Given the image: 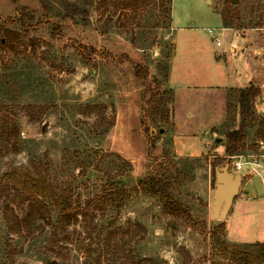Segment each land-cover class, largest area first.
I'll use <instances>...</instances> for the list:
<instances>
[{"label":"rangeland","instance_id":"rangeland-1","mask_svg":"<svg viewBox=\"0 0 264 264\" xmlns=\"http://www.w3.org/2000/svg\"><path fill=\"white\" fill-rule=\"evenodd\" d=\"M162 2L0 0V178L13 169L33 172L39 159L56 187L84 202L107 189H130L150 175H166L192 223L165 214L157 199L138 194L122 211L79 218L65 236L53 239L44 222L22 227L26 206L2 199L0 264H232L214 250L211 232L218 225L225 227L222 236L232 248L256 251L264 243V218L258 215L264 196L250 198L246 180L225 220L212 213L216 168L231 160L227 133L239 125L233 89L246 86L252 65L260 89L258 116L239 154H264V0H173V26L192 29L205 50L217 54L220 63L227 60L240 75L232 76L236 88L226 95L229 121L209 127L202 137L210 140L205 154L176 159L166 135L165 159L152 167L154 172L135 176L132 163L104 148L113 113L107 91H99L107 82L97 75L96 37L104 36L108 46L121 36L154 67L158 90L150 113L171 98L166 77L173 30L172 21L166 25ZM24 11L34 20L20 22ZM102 51L100 57L107 55ZM199 106L205 121L215 123L220 110ZM160 118L157 126L169 132L170 117ZM161 136L158 128L155 138Z\"/></svg>","mask_w":264,"mask_h":264},{"label":"crops","instance_id":"crops-1","mask_svg":"<svg viewBox=\"0 0 264 264\" xmlns=\"http://www.w3.org/2000/svg\"><path fill=\"white\" fill-rule=\"evenodd\" d=\"M172 30L174 48L166 78V86L172 94L169 132L163 126L158 127L159 123H155L148 114L150 99L158 90L154 82V67L145 63L136 54L140 50L121 36L116 35L119 39L112 38L108 46L104 44V36L96 37L98 48L94 61L98 65L97 75L107 82V86L99 91H107L114 116L113 126L103 145L108 151L132 163L135 176L149 170L154 172L152 167L165 159L162 151L166 135L170 136L171 150L176 159H196L205 154L210 140L202 137H205L209 127L212 130L226 120V95L231 88H236L231 86V78L239 75V71L232 70L227 65V60L220 63L217 54L213 55L212 51L205 50L192 29L177 30L173 26V9ZM102 50H106L107 55L100 57ZM157 62L158 60L154 63ZM137 66L148 71L147 78L137 76ZM255 74V67L252 65L246 86L255 83ZM200 102L205 103L210 111L220 110L215 123L205 121V112L199 106ZM158 128L162 135L160 139L155 138ZM161 130L165 133H161ZM254 177L256 176L251 174L244 176L248 183ZM247 193L253 199L264 196L258 195L256 191L253 195ZM258 212L259 217L264 218V209L260 208ZM230 228L231 223L226 225V230Z\"/></svg>","mask_w":264,"mask_h":264},{"label":"trees","instance_id":"trees-1","mask_svg":"<svg viewBox=\"0 0 264 264\" xmlns=\"http://www.w3.org/2000/svg\"><path fill=\"white\" fill-rule=\"evenodd\" d=\"M162 1V7L166 14V25L169 26L172 21L173 0ZM121 5V9L127 8L123 4ZM19 20L20 22L32 21L34 16L24 11V13L20 14ZM6 33L14 35V32L10 30L6 31ZM148 74L146 69L137 66V76L139 78H147ZM233 90L237 94L239 125L227 133L226 154L232 156L239 155V152L245 148L248 130L257 122L258 115L255 108V100L260 94V89L254 84ZM154 99H156L155 95L151 97L150 103H154ZM165 101V103L160 102L157 106L152 107L150 113H148L155 123L157 122L155 120L157 115L161 117L160 119L163 116L169 121V105L172 102V94L171 98ZM153 117L155 118L153 119ZM228 121L227 111L225 123ZM113 123L114 116L112 117L110 128ZM33 168V172L24 169H13L5 172L0 178V200L8 199L18 205H25L27 211L25 216L19 221V224L28 228L34 222H44L51 226L53 239L65 236L68 228L75 224L79 218L89 219L96 213H104L108 210L122 211L127 203L138 194L157 199L163 206L165 214L175 218H182L192 223L188 210L174 197L172 180L166 175L153 174L130 189H107L81 202L71 191L56 187L48 179L45 173V164L39 159L34 161ZM222 230H225L223 225L214 227L211 232V238L214 250L224 259L232 264H264V243H261L256 251L232 248L223 238Z\"/></svg>","mask_w":264,"mask_h":264},{"label":"water","instance_id":"water-1","mask_svg":"<svg viewBox=\"0 0 264 264\" xmlns=\"http://www.w3.org/2000/svg\"><path fill=\"white\" fill-rule=\"evenodd\" d=\"M235 4L239 0H233ZM163 133V130L160 131ZM220 140V139H218ZM245 178L241 174H232L227 167L216 168V189L213 195L212 213L213 218L225 220L236 197L242 192ZM245 191L252 195L254 191L258 195H264V186L260 177H254L245 186Z\"/></svg>","mask_w":264,"mask_h":264},{"label":"built area","instance_id":"built-area-1","mask_svg":"<svg viewBox=\"0 0 264 264\" xmlns=\"http://www.w3.org/2000/svg\"><path fill=\"white\" fill-rule=\"evenodd\" d=\"M210 33L212 34L213 31H210ZM217 45H221L220 41L217 42ZM226 167L228 171L234 175L241 174L244 177L246 174H251L253 176H258L264 186V154L233 155ZM244 171L246 174H243Z\"/></svg>","mask_w":264,"mask_h":264}]
</instances>
